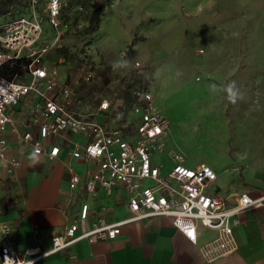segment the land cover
<instances>
[{
  "label": "rangeland",
  "instance_id": "rangeland-1",
  "mask_svg": "<svg viewBox=\"0 0 264 264\" xmlns=\"http://www.w3.org/2000/svg\"><path fill=\"white\" fill-rule=\"evenodd\" d=\"M28 1L17 0L14 15L36 14L44 25L42 0L35 7ZM95 1L64 10V33L42 26V40L64 71L91 70L111 96L144 87L169 121L166 148L178 149L187 167L215 171L226 162L240 169L241 141L249 145L259 134L264 140V127L242 135L247 119L264 123L257 90L264 88V0H113L102 25L87 33Z\"/></svg>",
  "mask_w": 264,
  "mask_h": 264
},
{
  "label": "built area",
  "instance_id": "built-area-1",
  "mask_svg": "<svg viewBox=\"0 0 264 264\" xmlns=\"http://www.w3.org/2000/svg\"><path fill=\"white\" fill-rule=\"evenodd\" d=\"M42 2L44 22L60 32L65 31L67 25L62 22L60 11L67 5L66 0ZM30 3L35 7L39 0H30ZM42 26L43 17L36 14L11 17L0 26V71L5 64L23 56L29 60L26 80H21L22 77L8 80L0 73V159L5 156L3 132L10 122L6 110L32 93L42 99L41 115L44 119L37 136L30 132L23 135L33 153L44 152L43 142L50 135L62 132L83 135L86 143L73 151L72 156L95 161L96 169L85 177L72 172L70 190L81 186L91 195L99 189L109 195L119 187L127 194L128 213L116 222L99 218L88 228L89 207L83 203L63 233L51 239V249L45 252H40L39 248L18 252L13 226L0 221V264H34L38 259L62 251L82 239L89 243L112 240L125 224L150 216L168 218L171 225L193 244L197 241L199 227L214 230L216 236L200 247L206 262L235 252L237 244L233 227L238 223L237 216L245 210L263 206L264 194L251 197L242 192L233 205H228L221 194L209 192L216 181V173L206 164L189 168L185 165L187 158L178 149L166 148L169 121L156 109L153 95L144 87L125 89L131 102L124 104L122 112L118 111L115 99H101L99 111L114 110L104 120L79 109L74 105L73 88L60 87L58 69L43 60L48 46H36L43 32ZM135 67L140 64L136 62ZM94 79L90 70L81 76L87 84ZM58 152L57 145L51 147L49 158L53 159ZM10 164L9 173L17 162L12 160Z\"/></svg>",
  "mask_w": 264,
  "mask_h": 264
},
{
  "label": "crops",
  "instance_id": "crops-1",
  "mask_svg": "<svg viewBox=\"0 0 264 264\" xmlns=\"http://www.w3.org/2000/svg\"><path fill=\"white\" fill-rule=\"evenodd\" d=\"M2 1L5 0H0ZM10 6L6 9L0 5V26L12 17ZM45 25L50 26L47 22L43 26ZM101 25L102 18L99 23ZM45 44L40 37L36 46ZM23 58L25 57L21 59ZM43 60L58 69L60 87L73 88L74 105L79 109L96 114V118L104 120L114 110L99 111L98 106L101 99L109 97L115 99L114 103L119 112L125 110L124 96H111L99 76L94 74L92 83H84L81 76L86 70L80 76L64 71L57 54L49 49ZM20 77L21 80H26V71ZM122 89L125 90L123 87ZM257 90L263 94L258 109L264 114V88ZM41 110L42 99L32 93L6 110L10 122L6 124L3 132L6 147L4 158L0 159V221L13 226L15 249L18 252L27 248H39L40 252L50 250L51 239L63 233L83 203H87L89 207L88 228L98 222L99 218L106 222H116L128 213L127 194L119 187H115L109 195L101 189L91 195L81 186L70 190L69 179L72 172L85 177L96 169L95 161L72 156L73 151L86 143L83 135L68 132L50 135L43 142L44 152L33 153L23 135L26 132L38 135L39 127L44 122ZM263 124L260 122L253 125L247 119L242 123L243 128L246 127L242 135L253 136L250 129L252 126L258 127L260 133ZM262 135L259 134L260 138L257 140H251L249 145L245 144L248 140L241 141L245 153L240 169L233 168L226 162L215 171L211 168L217 178L209 192L221 194L228 205H233L237 195L242 192L251 197L264 194ZM56 145L59 152L50 159L48 152ZM12 160L17 165L9 173ZM237 220L238 223L233 227L237 249L213 262L204 261L200 247L216 236L214 230L199 227L197 241L193 244L171 225L168 218L150 216L125 224L115 239L93 243L82 239L62 251L38 259L34 264H264V205L241 212Z\"/></svg>",
  "mask_w": 264,
  "mask_h": 264
},
{
  "label": "trees",
  "instance_id": "trees-1",
  "mask_svg": "<svg viewBox=\"0 0 264 264\" xmlns=\"http://www.w3.org/2000/svg\"><path fill=\"white\" fill-rule=\"evenodd\" d=\"M17 0H5L0 2L1 6L8 9V7L11 5L12 6V17H16V16H26L23 14L20 15H14V11L16 12V10H14V3H16ZM113 0H99V1H95L89 9L88 15H87V21H86V28H87V33H92L94 31H96L98 29L99 23L101 21V13L105 10V8L109 7L111 2ZM30 2V0L28 1V3ZM74 5V7L77 8L78 11H82L83 10V2H81V0H69L67 2V5L65 7H63L60 11V18L62 20V22L64 24L67 25V17H68V13L64 12V10L68 11V9L70 10V7ZM10 6V7H11ZM42 7H43V2H42ZM79 7L81 8V10L79 9ZM29 63L28 59H19L16 60L12 63H7L5 64L0 73L8 80L11 79H17L22 76L24 74V72L26 71V67ZM124 95V99H125V105H129L131 102L130 99V95L129 92L126 91L125 93H123Z\"/></svg>",
  "mask_w": 264,
  "mask_h": 264
},
{
  "label": "clouds",
  "instance_id": "clouds-1",
  "mask_svg": "<svg viewBox=\"0 0 264 264\" xmlns=\"http://www.w3.org/2000/svg\"><path fill=\"white\" fill-rule=\"evenodd\" d=\"M234 87H235L234 85H231L228 88V92H229L231 98H233V99H235V97L237 95L236 91H234Z\"/></svg>",
  "mask_w": 264,
  "mask_h": 264
}]
</instances>
